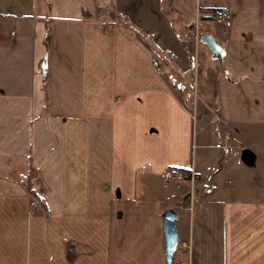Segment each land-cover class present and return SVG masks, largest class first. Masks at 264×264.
Wrapping results in <instances>:
<instances>
[{"label":"crops","instance_id":"obj_1","mask_svg":"<svg viewBox=\"0 0 264 264\" xmlns=\"http://www.w3.org/2000/svg\"><path fill=\"white\" fill-rule=\"evenodd\" d=\"M224 132L245 146L229 161ZM256 137L264 0H0V264H165L168 207L174 262L264 264ZM169 166L199 174L192 198Z\"/></svg>","mask_w":264,"mask_h":264},{"label":"built area","instance_id":"obj_2","mask_svg":"<svg viewBox=\"0 0 264 264\" xmlns=\"http://www.w3.org/2000/svg\"><path fill=\"white\" fill-rule=\"evenodd\" d=\"M212 15L216 20H219L224 23L226 27L231 25L232 21V13L228 7H221L212 11ZM185 36L187 39L192 38L195 43L199 42V25L197 21H195L186 31ZM167 54L172 56L171 52L167 51ZM153 66L158 72H161V67L156 60L153 62ZM192 121L194 126V131H196L197 125L201 124L203 121L202 117L199 116L196 105L192 104ZM202 125H199L198 128H202ZM220 149L222 154V159L224 161H229L235 157H237L240 152L245 149V146L241 142V140L232 135L229 132H224L222 135V142L220 143ZM162 176L165 182L172 183L176 188H181L184 184L187 186V190L189 196L192 198L195 193V188L198 180L200 179L199 174L193 167L190 168H180L177 166H169L162 172ZM35 206H32L34 209ZM191 208V206H190ZM181 247L186 248L188 251L190 249V243L188 241L181 242ZM174 264H190L188 259L179 260L174 262Z\"/></svg>","mask_w":264,"mask_h":264},{"label":"water","instance_id":"obj_3","mask_svg":"<svg viewBox=\"0 0 264 264\" xmlns=\"http://www.w3.org/2000/svg\"><path fill=\"white\" fill-rule=\"evenodd\" d=\"M200 41L205 43L212 52V57L218 61L222 60L224 48L215 40L212 35L203 34ZM177 212L175 209L168 207L162 212V232L164 234V262L173 264V253L178 244V233L175 229Z\"/></svg>","mask_w":264,"mask_h":264},{"label":"rangeland","instance_id":"obj_4","mask_svg":"<svg viewBox=\"0 0 264 264\" xmlns=\"http://www.w3.org/2000/svg\"><path fill=\"white\" fill-rule=\"evenodd\" d=\"M5 13H7V14H9V12L8 11H6L5 10ZM9 16V15H8ZM193 83V82H192ZM190 86L192 87V90H194L193 88H194V85L193 84H191V82H190ZM193 96H191V98H192ZM190 98V99H191ZM192 100V99H191ZM189 104L191 105L192 104V101L191 102H189ZM259 131H262L263 129L262 128H257ZM243 140H245L247 143H248V145L249 146H252L251 145V143L252 142H255L256 143V145H258L259 147H258V153L260 154V157L262 156V152H263V146L262 145H264V137H256V138H254V139H248L247 138V140L246 139H243ZM250 140H252V141H250ZM253 147V146H252ZM253 149L254 150H256L254 147H253ZM257 151V150H256ZM177 249V248H176Z\"/></svg>","mask_w":264,"mask_h":264},{"label":"trees","instance_id":"obj_5","mask_svg":"<svg viewBox=\"0 0 264 264\" xmlns=\"http://www.w3.org/2000/svg\"><path fill=\"white\" fill-rule=\"evenodd\" d=\"M30 192H31L32 195H35L34 192H33L32 190H30Z\"/></svg>","mask_w":264,"mask_h":264}]
</instances>
